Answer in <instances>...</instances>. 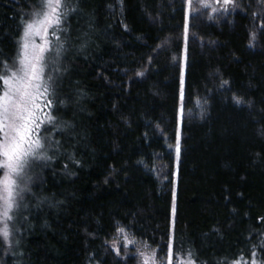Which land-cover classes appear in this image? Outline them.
<instances>
[{
	"label": "trees",
	"instance_id": "obj_1",
	"mask_svg": "<svg viewBox=\"0 0 264 264\" xmlns=\"http://www.w3.org/2000/svg\"><path fill=\"white\" fill-rule=\"evenodd\" d=\"M40 1L0 0V76ZM256 1L191 19L185 41L183 0H64L50 89L56 145L31 174L16 238L0 234V264H135L110 247L119 229L195 264H264Z\"/></svg>",
	"mask_w": 264,
	"mask_h": 264
},
{
	"label": "snow or ice",
	"instance_id": "obj_2",
	"mask_svg": "<svg viewBox=\"0 0 264 264\" xmlns=\"http://www.w3.org/2000/svg\"><path fill=\"white\" fill-rule=\"evenodd\" d=\"M223 2L228 4L233 0H223ZM189 3L191 4V0ZM65 7L64 0H42L41 10L33 13V19L24 24L23 42L17 58L18 67L14 71L10 70L7 76H0V81L4 85L3 91L0 92V169H4V174L0 177V200L3 201V211L0 216L5 222L12 219L10 213L19 206L17 197H21L25 191V187H21V184L27 176V169L32 161L49 159L43 155L47 143L39 129L45 123L53 124L54 117L51 113H43L39 99L41 96L50 97L53 94L50 92L54 84L53 76H45L46 68L50 63L46 53L51 51L47 34L49 29H59L66 15ZM37 36L43 41L39 45L34 39ZM59 54L60 51L57 49L56 57H59ZM52 70L55 72L59 69L53 64ZM235 102L243 103L240 98H235ZM52 103L50 98L45 99L43 106L50 108ZM176 151L179 156V144ZM174 212L175 206H173ZM120 231L122 232L123 229ZM0 233L5 239L8 238L7 223L3 229H0ZM145 264H148L147 259ZM167 264H172L171 247H169ZM188 264H195V261L190 259Z\"/></svg>",
	"mask_w": 264,
	"mask_h": 264
},
{
	"label": "rangeland",
	"instance_id": "obj_3",
	"mask_svg": "<svg viewBox=\"0 0 264 264\" xmlns=\"http://www.w3.org/2000/svg\"><path fill=\"white\" fill-rule=\"evenodd\" d=\"M183 1L185 2L184 3L185 4V21H184L185 41L188 39L186 34L188 33V28H189L191 19L195 17L196 18L204 17L206 19H210L211 21H215V19H217L218 17L225 18L230 14V11H232L231 10V8H233L232 4L233 3L236 4L235 0H233L232 3H228V4H225L223 0H191V4L189 3V0H183ZM40 2H41L40 5L36 8V10H34V12H32L29 15L27 21H25L24 24L26 22H30L33 19V13L41 10L42 0ZM261 2L262 0L256 1L255 7L260 6ZM205 5L207 6L205 7ZM57 32H58V29H49V32L47 34V39L50 41L51 51L46 53V57L50 63H49V67L46 68L45 76L47 77V75H52L53 80L55 79V76H54L55 74L52 68H53V64L55 61L56 50L58 49L55 46V39L58 37L56 35ZM23 35H24V25H23L21 35L19 38L17 58L21 50V44L23 42V39H22ZM34 39H35V43L38 45L43 42L39 36L35 37ZM17 58L14 62L13 69H11L12 71H14L18 67ZM184 66H185V49H183V52H182L180 98L182 97V90H183V76H184V70H185ZM9 74H10V71L7 75ZM3 88H4V85L2 82L0 92L3 91ZM53 94H54V90H53ZM53 94L50 97H52ZM50 97L41 96L39 99V103L41 107H43V113H50V108L43 106L44 100L49 99ZM41 118L42 119L44 118L43 114H41ZM52 127H53V124L45 123L39 129L41 136L46 138L47 147L43 153V155L45 156H47L48 151L51 149L52 145H56L51 142L56 132V129L54 128L53 130ZM179 130H180V118L178 120V125H177V141H176V144L172 146V150L174 151V155L176 157H177L176 148H177V144L179 140ZM46 160L47 159H36L32 161L31 166L27 169V176L24 182L21 184V187H25V191L21 194V197H17L19 206L15 208L12 213H10L12 215V219L5 222L2 216H0V229H3L5 226V223H7V227L9 231V236L7 239H5L2 233H0L3 239H5V241H8V240L12 241L14 237L16 238V235L18 234V230H19V225L20 223H23V220L21 221V217H22L21 213L27 207V200H28L27 185L32 179L31 174L32 172H35V170H37L40 166H42V164H44ZM3 174H4V169H0V177H2ZM2 211H3V201L0 200V213H2ZM171 212L173 213V209ZM120 230L121 229L118 230L115 238L112 241H110V247L114 250V252L117 255L123 258L131 257L134 259L135 264H145L146 259L148 260V264H167L169 249L166 252L160 254L156 250H152V249L144 247V245L140 242L139 243L135 242L126 232L124 231L121 232ZM189 260L190 259L186 258L185 256H181V255L175 256L172 254V264H188Z\"/></svg>",
	"mask_w": 264,
	"mask_h": 264
}]
</instances>
